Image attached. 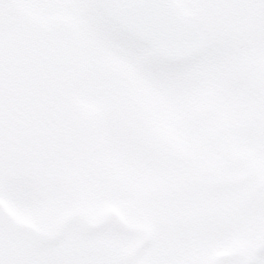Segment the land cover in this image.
<instances>
[{
    "label": "snow or ice",
    "instance_id": "snow-or-ice-1",
    "mask_svg": "<svg viewBox=\"0 0 264 264\" xmlns=\"http://www.w3.org/2000/svg\"><path fill=\"white\" fill-rule=\"evenodd\" d=\"M0 264H264V0H0Z\"/></svg>",
    "mask_w": 264,
    "mask_h": 264
}]
</instances>
